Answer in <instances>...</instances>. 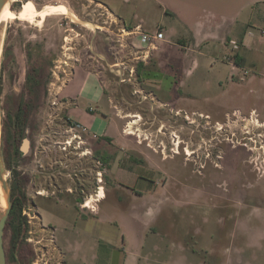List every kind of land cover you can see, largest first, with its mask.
Returning <instances> with one entry per match:
<instances>
[{
  "label": "rangeland",
  "instance_id": "1",
  "mask_svg": "<svg viewBox=\"0 0 264 264\" xmlns=\"http://www.w3.org/2000/svg\"><path fill=\"white\" fill-rule=\"evenodd\" d=\"M100 1L118 17L97 0H9L13 17L0 29V174L12 205L7 264H264V249H253L264 238L257 218V208L264 210V85L251 92L252 80H264V39L235 75L225 60L234 49L192 48L197 65L185 58L180 69V48L155 54L120 18L181 44L194 9L187 0ZM28 2L38 10L34 22L22 15ZM46 9L62 14L41 19ZM254 26L260 35L264 26ZM78 64L100 73L119 125L114 139L74 131L58 102ZM253 108L263 115L247 116ZM51 176L65 192H56L44 215L28 187ZM148 185L163 188L158 200L128 187ZM77 198L90 208L75 205ZM78 218L85 221L75 229Z\"/></svg>",
  "mask_w": 264,
  "mask_h": 264
},
{
  "label": "crops",
  "instance_id": "2",
  "mask_svg": "<svg viewBox=\"0 0 264 264\" xmlns=\"http://www.w3.org/2000/svg\"><path fill=\"white\" fill-rule=\"evenodd\" d=\"M126 1L129 2L131 0ZM187 2L194 8L191 10L193 16H191L190 22L186 25V29H188L186 37L188 38L182 37L178 39L181 44L174 45L173 43H167L166 34L162 30H159L163 33V39L157 40L156 44L158 48L155 54L159 55L167 48H169V50H178V48H180L183 56L181 61L176 63L180 64L178 66L182 69L181 67H185L183 66L185 63L183 60L185 58L187 62L190 61L192 63V67L197 65V62L191 58L192 48L194 50H203L206 47L208 52L213 50L216 53L222 50L234 49L235 53L232 56L234 59L229 57L231 60H227V57L225 60L231 65L232 74H237L240 66L246 65L248 53L256 52V48L255 50L253 49L254 46H260L264 42L257 40L258 38L264 39V36L261 35L262 30L260 31V35L254 30V23L256 21H259L264 26V0H187ZM97 3L110 9L108 4L100 0H97ZM120 19L124 22V26H127V29L136 35H138L136 32L138 27H140L143 33L155 34L150 32L145 24L141 22L137 24H127L122 18ZM173 42L176 43L175 41ZM235 42H237V44H234ZM164 44L166 46L162 47ZM251 82H255L256 84V88L251 90L252 93L259 90L257 89L259 85H264V80L262 79H255ZM105 94L106 90L101 80L100 73L85 69L79 64L73 67L71 76L61 86L59 95L57 96L58 102L65 108L67 119L72 124L75 122L82 127L80 129L73 126L71 129L74 131L80 130L94 137L114 139L118 136L120 132L119 125L117 126L116 120L110 115V109L106 102ZM253 110H256L261 116L263 115V112L257 108H253ZM155 186L156 185L152 188L151 185H148L143 190H140L141 192L136 191L135 188L130 186L128 187L133 190L134 194H138L144 200L156 201L161 197L160 194L163 188H155ZM105 200L106 199L100 201V205ZM61 204H64L65 208H67L66 202H62ZM146 204L147 201L145 205L140 208L139 213L136 212L139 214L141 220L143 219L140 215L142 210L146 207ZM52 208L53 207L47 205L44 209V215L48 214ZM257 210V218L264 219V210L262 208H257ZM100 213L101 209L99 206V211L95 216ZM78 214L80 213L78 212ZM255 216L256 214H254V217ZM55 217L56 216L52 215V218L49 219V227L51 226V229H53L52 226L56 223ZM67 221L68 220L65 221V224L69 226L67 225L69 221ZM84 221L78 218L77 225L75 224L76 227L74 228H78ZM65 243L68 252L71 250H73V253L76 252L77 247L69 240L65 239ZM256 247L264 249V238L260 239L258 244H254L253 249ZM254 254L255 257H258L257 251H255Z\"/></svg>",
  "mask_w": 264,
  "mask_h": 264
},
{
  "label": "flooded vegetation",
  "instance_id": "3",
  "mask_svg": "<svg viewBox=\"0 0 264 264\" xmlns=\"http://www.w3.org/2000/svg\"><path fill=\"white\" fill-rule=\"evenodd\" d=\"M23 8H24V6H23ZM52 10V11H51ZM61 11L62 10H60V9H57V10H54V9H50L49 11H47L46 12V10L44 11V13H42V16L43 15H45V18L46 17H49V16H52V15H61L62 13H61ZM37 12H38V10L36 9V13H35V16H36V14H37ZM46 12V13H45ZM34 16V17H35ZM42 16H41V18H42ZM34 20H35V18H34ZM27 22H29V21H27ZM74 23V22H73ZM255 112H257L256 110H251L250 111V113L247 115V116H250V115H252V114H254ZM183 113V112H182ZM244 114V113H242V112H239V111H236V112H234L233 113V115H236V114ZM178 114V113H177ZM185 114H186V120H190L189 119V114L187 113V112H185ZM199 115V117L200 118H203V115L202 114H198ZM245 115V114H244ZM260 115V114H259ZM178 116H180L179 114H178ZM261 116V115H260ZM206 119H208L209 118V116L208 115H206V116H204ZM71 128H73V127H71ZM129 130V134L130 135H133L134 134V132H133V129H132V127L130 126V128L128 129ZM174 141H175V146H176V150L174 151V153L175 154H180V147H181V140H178V139H180L179 138V136L178 135H176V134H174ZM109 139H111V138H109ZM250 150H252V149H250ZM186 154L187 155H191L192 153L187 149L186 150ZM252 159L253 160H255L254 159V157H252ZM254 162V161H253ZM106 164H110L109 162H108V160H107V162H106ZM142 171H144L143 169H141ZM145 173H146V171H144ZM147 175H150V174H148V173H146ZM33 183V181H31L30 182V184H29V187H28V189L30 188V189H32V191L34 192L33 194H31V193H29V196H30V198H32L31 199V205H32V207H35L36 209H38V211H40V210H42V211H44V209L47 207V205L48 204H46L45 202H44V204L42 203V201L40 202V203H38L39 202V200L40 199H42V200H45V199H47V200H45V201H48V202H50L51 200H52V198L53 197H55V196H57V194H56V192H58L59 193V195H60V193H63V192H65V191H63L62 190V186H61V183H59V182H57L56 181V177L55 176H51V177H48V178H46L45 179V181H43V182H34V184H32ZM32 184V188L30 187V185ZM75 187H77L78 185H77V183H75ZM38 187H44V190H47V193H42L41 191H38ZM102 190L103 189H100V192H99V194L97 195V197H98V199L96 200L97 202H100V201H102L103 199H105L106 198V194H105V192H104V197L103 198H100V194H101V192H102ZM77 191V190H76ZM68 192H71L72 194H73V192L70 190H68ZM77 193V192H76ZM57 201H61V196L59 197H57ZM47 202V203H48ZM75 205H78V206H82V207H84L85 205H83L82 204V202H79L78 201V198L75 200ZM31 210V209H30ZM42 218V219H41ZM39 219H41V220H43L44 221V219H43V217L42 216H39ZM42 221V222H43ZM44 223V222H43Z\"/></svg>",
  "mask_w": 264,
  "mask_h": 264
},
{
  "label": "bare ground",
  "instance_id": "4",
  "mask_svg": "<svg viewBox=\"0 0 264 264\" xmlns=\"http://www.w3.org/2000/svg\"><path fill=\"white\" fill-rule=\"evenodd\" d=\"M49 10L50 9H46V12ZM35 13H36V7L32 2H28L24 5L22 15H23V17L28 19L27 21L34 22L35 21L34 20V14ZM12 17H13V15H12V12L10 11V3H7L0 10V29L3 26V24H5L9 20V18H12ZM41 19H45V15H43ZM87 26H91V25L87 24ZM1 54H2V37H0V58H1ZM103 196H104V193L102 190L100 197H103ZM86 207H89V204H87ZM8 208H9L8 197H7L6 193L4 192V190L2 188V184L0 182V211H1V214L5 215Z\"/></svg>",
  "mask_w": 264,
  "mask_h": 264
},
{
  "label": "water",
  "instance_id": "5",
  "mask_svg": "<svg viewBox=\"0 0 264 264\" xmlns=\"http://www.w3.org/2000/svg\"><path fill=\"white\" fill-rule=\"evenodd\" d=\"M7 3H9V0H0V10ZM0 171L2 172L3 168H1ZM0 181L2 184V188L8 197V205H9V208H8L6 214L5 215L1 214V217H0V264H7V258H6L5 248H4V234H5V229H6V225L8 222V218H9V215L11 213L12 205H11V201H10V195L8 193L7 184L3 180V178L1 177V174H0Z\"/></svg>",
  "mask_w": 264,
  "mask_h": 264
},
{
  "label": "built area",
  "instance_id": "6",
  "mask_svg": "<svg viewBox=\"0 0 264 264\" xmlns=\"http://www.w3.org/2000/svg\"><path fill=\"white\" fill-rule=\"evenodd\" d=\"M137 34L141 37V40L144 44H146L148 46V49L150 50H156L157 47V40H161L163 39V33L158 31V33L152 35V34H147V33H143V31L140 29V27L137 28ZM261 35L264 36V30L261 31ZM227 60H231L229 57L227 58ZM250 74V72L248 70L244 71V75L248 76ZM73 126L74 127H78V128H82L80 125H77V123L73 122ZM87 204H85L86 207ZM86 208H90V207H86Z\"/></svg>",
  "mask_w": 264,
  "mask_h": 264
}]
</instances>
